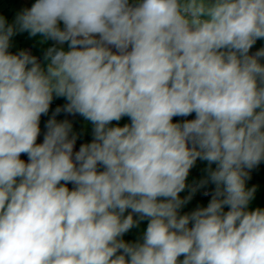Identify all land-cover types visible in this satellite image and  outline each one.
<instances>
[{
	"label": "clouds",
	"instance_id": "clouds-1",
	"mask_svg": "<svg viewBox=\"0 0 264 264\" xmlns=\"http://www.w3.org/2000/svg\"><path fill=\"white\" fill-rule=\"evenodd\" d=\"M25 31L60 46L46 66L9 51ZM261 38L264 0H36L0 16V264H264V209L248 210L246 188L264 162ZM55 97L67 103L37 143ZM62 111L92 142L74 151ZM198 159L215 191L181 215Z\"/></svg>",
	"mask_w": 264,
	"mask_h": 264
},
{
	"label": "crops",
	"instance_id": "crops-1",
	"mask_svg": "<svg viewBox=\"0 0 264 264\" xmlns=\"http://www.w3.org/2000/svg\"><path fill=\"white\" fill-rule=\"evenodd\" d=\"M36 0H0V16L4 17L9 24L14 23L17 15L22 12L24 9L30 8ZM61 27H63V24L61 22ZM260 40V39H259ZM258 40V41H259ZM52 46L60 47L59 45H56L55 41L52 40H45L40 34H37L35 37H32L29 35L27 31L22 33H17L14 35L11 39V47L9 48V51L13 54L18 53L21 50H27L30 52L31 55H34L38 58V61L42 64V66H46L48 61H45L44 56L47 52V49ZM254 49H250V55L255 54L259 49L263 48V44H257ZM63 48L65 50H68L67 43L63 45ZM261 63H264V58H261ZM55 101L52 102L51 105L54 104H66L67 100L63 97H58V100L56 97L54 98ZM195 115V113H193ZM187 117H181L177 116L173 118V122H183V120ZM82 120L80 123H78V126L76 127L73 132L75 134H78V139L76 142L75 147L80 148L82 143H90L93 140V127H88L87 120H85L81 116ZM131 120L129 117H126L122 119V121L119 123V121H113L111 126H124L125 124H130ZM93 126V125H92ZM89 128V130L87 129ZM47 129H41V133L38 136L39 138L44 139V135L46 133ZM44 133V134H43ZM38 140V138H37ZM43 142V141H42ZM41 142V143H42ZM82 142V143H81ZM75 150V148H74ZM22 155V154H21ZM22 158V156H21ZM28 159H26L27 161ZM216 167L215 164L212 165V168L214 169ZM208 163L206 161L197 160L195 165L190 169L189 175L186 179L187 187L184 191L180 193L181 198H185L189 195L192 196V199L182 207L180 210V214H187L191 213L192 211L196 210L200 207H206L208 203L210 202L211 198H203L199 195V190H196L193 193V189H195V186L200 185V182L207 178L208 176ZM71 183H69L70 186ZM72 186V184H71ZM70 186V187H71ZM73 187V186H72ZM215 185L209 182L207 185L201 188H207L211 191L212 195L215 191ZM255 187V195L256 198L250 202L248 205L249 211H254L258 207L261 209H264V162H261L257 167L252 169L250 171V178L246 180V188H253ZM229 210L228 207H225V211ZM148 222H143V227L140 231V236L131 235L126 242L134 243L137 241H141L143 237V233L146 231ZM123 238V237H122ZM183 257H181L182 259Z\"/></svg>",
	"mask_w": 264,
	"mask_h": 264
},
{
	"label": "trees",
	"instance_id": "trees-1",
	"mask_svg": "<svg viewBox=\"0 0 264 264\" xmlns=\"http://www.w3.org/2000/svg\"><path fill=\"white\" fill-rule=\"evenodd\" d=\"M63 105H65V104L62 103V104H54V105H51L48 114L47 115H43L42 114L41 120H40V128L41 129H46L47 121L52 117L53 113L55 112V109L57 107H62ZM56 119L58 121H63V120H69V121H71L72 124H73V128H75V129L78 126V123H80L81 120H82V118H81V116L79 114L71 115V114L65 113L63 111L56 116ZM100 170L102 171L103 168H101ZM195 189L196 190H199V195L201 197H203V198H212V193H211V191L209 189L198 187V185H197V188H195ZM204 190H208L209 196L202 195V193H203Z\"/></svg>",
	"mask_w": 264,
	"mask_h": 264
},
{
	"label": "rangeland",
	"instance_id": "rangeland-1",
	"mask_svg": "<svg viewBox=\"0 0 264 264\" xmlns=\"http://www.w3.org/2000/svg\"><path fill=\"white\" fill-rule=\"evenodd\" d=\"M260 43H262L263 44V48H264V38H261L259 41L257 40V42L253 45V47H252V49H254L256 46L255 45H257V44H260ZM56 99L58 100V97H56ZM53 101H55L54 99H53ZM127 116H125L124 118H126ZM195 118V115H193V114H191V115H189V117L188 118H185L183 121H185V120H191V119H194ZM123 119V118H122ZM122 119L119 121V123L122 121ZM87 125H88V127H93L92 126V124L89 122V121H87ZM88 130H89V128H87ZM44 134V133H43ZM43 140H42V138H39L38 137V140H37V143H41ZM82 143V142H81ZM82 144H85V143H82ZM79 149H78V147H75V150L74 151H78ZM22 156V158L21 159H23L25 162H28V160L26 161V159H28V156H27V154H22L21 155ZM61 183H63V182H61ZM70 186H71V184H70ZM69 186V184H68V187H69V189L71 190L73 187V185L70 187ZM255 197H254V201H255ZM259 208V207H258ZM131 212V210L129 209L128 210V212H126L125 213V215H127V214H129ZM134 218H138V216H134ZM143 222H149L148 220H144V221H142L140 224H139V226L138 227H134V228H132L129 232H127L126 234H124V236H123V239L126 241L131 235H136V236H140V231H141V229L143 228L144 230H145V228L143 227Z\"/></svg>",
	"mask_w": 264,
	"mask_h": 264
},
{
	"label": "built area",
	"instance_id": "built-area-1",
	"mask_svg": "<svg viewBox=\"0 0 264 264\" xmlns=\"http://www.w3.org/2000/svg\"><path fill=\"white\" fill-rule=\"evenodd\" d=\"M195 188H197V186H195ZM205 193H207V194H205ZM202 195H204V196H209V192H208V190H204L203 193H202ZM210 195H211V194H210Z\"/></svg>",
	"mask_w": 264,
	"mask_h": 264
},
{
	"label": "bare ground",
	"instance_id": "bare-ground-1",
	"mask_svg": "<svg viewBox=\"0 0 264 264\" xmlns=\"http://www.w3.org/2000/svg\"><path fill=\"white\" fill-rule=\"evenodd\" d=\"M73 130H75V128H73Z\"/></svg>",
	"mask_w": 264,
	"mask_h": 264
}]
</instances>
